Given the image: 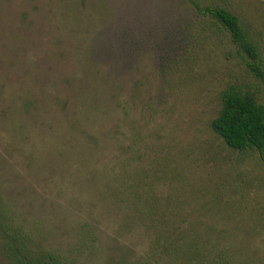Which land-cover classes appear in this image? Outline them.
I'll return each mask as SVG.
<instances>
[{
  "label": "rangeland",
  "instance_id": "374dc122",
  "mask_svg": "<svg viewBox=\"0 0 264 264\" xmlns=\"http://www.w3.org/2000/svg\"><path fill=\"white\" fill-rule=\"evenodd\" d=\"M213 8L264 69V0H0V264L10 234L164 264L162 224L188 230L190 264H264V162L210 126L222 89L264 104V81Z\"/></svg>",
  "mask_w": 264,
  "mask_h": 264
},
{
  "label": "trees",
  "instance_id": "16d2710c",
  "mask_svg": "<svg viewBox=\"0 0 264 264\" xmlns=\"http://www.w3.org/2000/svg\"><path fill=\"white\" fill-rule=\"evenodd\" d=\"M211 15L229 32L233 43L247 57V66L253 74L264 81L260 54L247 30L237 17L222 8L209 9ZM221 106L210 121L211 129L232 149L243 151L254 149L264 162V104L255 101L249 92L227 86L220 92ZM155 247L157 255L165 258L164 264H190L192 255L198 250L194 240L184 229L162 224ZM176 228V229H175ZM179 231L176 238L172 231ZM3 256L9 264H72L61 255L50 251H34L23 234L6 236L1 246Z\"/></svg>",
  "mask_w": 264,
  "mask_h": 264
}]
</instances>
